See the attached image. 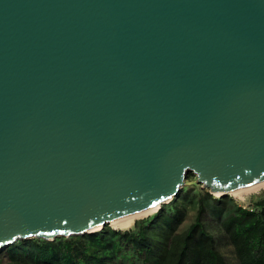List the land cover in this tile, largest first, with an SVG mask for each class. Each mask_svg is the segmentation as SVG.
Returning a JSON list of instances; mask_svg holds the SVG:
<instances>
[{
    "label": "water",
    "instance_id": "obj_1",
    "mask_svg": "<svg viewBox=\"0 0 264 264\" xmlns=\"http://www.w3.org/2000/svg\"><path fill=\"white\" fill-rule=\"evenodd\" d=\"M188 174L264 180V0H0V250L159 208Z\"/></svg>",
    "mask_w": 264,
    "mask_h": 264
},
{
    "label": "trees",
    "instance_id": "obj_2",
    "mask_svg": "<svg viewBox=\"0 0 264 264\" xmlns=\"http://www.w3.org/2000/svg\"><path fill=\"white\" fill-rule=\"evenodd\" d=\"M223 248L235 264H264V195L242 206L184 189L128 229L22 240L0 250V264H229Z\"/></svg>",
    "mask_w": 264,
    "mask_h": 264
},
{
    "label": "bare ground",
    "instance_id": "obj_3",
    "mask_svg": "<svg viewBox=\"0 0 264 264\" xmlns=\"http://www.w3.org/2000/svg\"><path fill=\"white\" fill-rule=\"evenodd\" d=\"M264 189V180L258 184L241 187L235 190H231L228 194L232 197L237 198L239 201H243L246 195L258 193ZM217 195L221 193H216ZM158 206H149L140 210L133 211L124 216L115 218L109 222V225L115 229H128L136 220L143 219L152 214Z\"/></svg>",
    "mask_w": 264,
    "mask_h": 264
},
{
    "label": "rangeland",
    "instance_id": "obj_4",
    "mask_svg": "<svg viewBox=\"0 0 264 264\" xmlns=\"http://www.w3.org/2000/svg\"><path fill=\"white\" fill-rule=\"evenodd\" d=\"M199 189V190H206V189H203L201 186H199L197 183H196V178L194 175L192 174H188L184 180V184L182 186V189L181 190H184V189H187V190H192V189ZM209 192V191H208ZM262 195H264V189L259 191L258 193H253V194H249V195H246L244 200L241 202L239 201L237 198L235 197H232L230 195H228L229 197H231L237 204L239 205H242V206H247L249 204V202L253 201V200H256L257 198L261 197ZM214 197H218L217 195H213ZM160 208V207H159ZM158 208V209H159ZM158 209H156L153 213H155ZM152 213V214H153ZM150 214V215H152ZM149 215V216H150ZM193 215H194V212L190 211L186 220L184 221V223L182 224V226L180 227V231H182L183 229H185L187 227V225L192 221L193 219ZM148 217V216H147ZM146 218V217H145ZM109 227H111L110 225H108ZM112 228V227H111ZM223 252L228 260V263L229 264H235V261L233 260L232 256L230 255V252L223 248Z\"/></svg>",
    "mask_w": 264,
    "mask_h": 264
}]
</instances>
